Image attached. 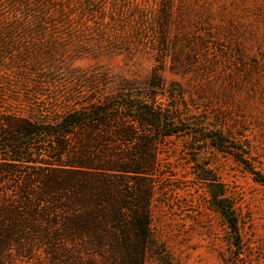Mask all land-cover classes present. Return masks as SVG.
I'll use <instances>...</instances> for the list:
<instances>
[{
	"label": "trees",
	"instance_id": "16d2710c",
	"mask_svg": "<svg viewBox=\"0 0 264 264\" xmlns=\"http://www.w3.org/2000/svg\"><path fill=\"white\" fill-rule=\"evenodd\" d=\"M136 1L0 0V37L20 36L24 83L45 96L25 97V113L0 101V264H176L153 233L156 201L174 176L167 141L185 130L199 138L196 128L205 125L199 143L245 162L211 123L226 125L213 111L215 65L182 57L172 12ZM210 36H197L205 53ZM79 49L155 66L143 78L74 69L68 61ZM168 67L197 69L199 89L168 82ZM198 103L209 104L203 123ZM196 176L228 231L222 264H254L222 183L207 165Z\"/></svg>",
	"mask_w": 264,
	"mask_h": 264
},
{
	"label": "rangeland",
	"instance_id": "374dc122",
	"mask_svg": "<svg viewBox=\"0 0 264 264\" xmlns=\"http://www.w3.org/2000/svg\"><path fill=\"white\" fill-rule=\"evenodd\" d=\"M136 2L160 13L171 11L175 23L182 26V57L188 54L192 62L200 57L201 61L215 65L208 70L214 82L210 86V93L215 96L213 111L216 116L225 117L226 125L221 118L211 123L217 125L215 130L226 134L233 147L243 151L245 161L238 160L232 152L199 143L204 139L205 125L196 128L201 133L199 138L192 139V131L185 130L168 140L165 158L174 176L165 183L167 195L159 194L156 201L154 237L176 264H222V252L229 250L228 231L221 215L208 202L206 184L196 176V171L207 165L222 183L224 197L239 219L245 249L253 254L250 259L254 264H264V182L252 172L264 177V0ZM206 35H211L208 53L204 52L206 45L197 38ZM186 38H190L187 43ZM22 49L20 36L15 32L0 37V101L25 113V97L34 99L37 95L43 101L45 96L36 94L31 83H24L20 70ZM68 64L74 69L99 68L126 78H143L155 66L146 57L130 60L125 55L81 49L72 53ZM184 72L175 74L168 67L164 78L199 89L195 85L201 73L195 68ZM207 105H197L203 110L200 123L206 120ZM185 127L194 126L187 123Z\"/></svg>",
	"mask_w": 264,
	"mask_h": 264
}]
</instances>
